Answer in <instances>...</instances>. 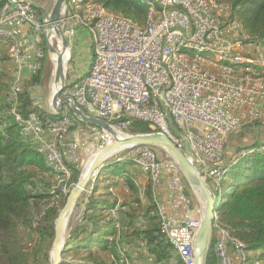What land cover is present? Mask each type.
Wrapping results in <instances>:
<instances>
[{
    "label": "built area",
    "instance_id": "obj_1",
    "mask_svg": "<svg viewBox=\"0 0 264 264\" xmlns=\"http://www.w3.org/2000/svg\"><path fill=\"white\" fill-rule=\"evenodd\" d=\"M163 3L167 5V20L157 21L152 34L109 23L107 15L93 11L96 21L91 22V27L98 30L95 70L75 87H64L62 93L81 111L84 107L96 108V115L89 116L109 122L119 132L125 133L132 119L147 122L153 132L165 134L191 156L212 192L220 165L227 158L225 145L229 137L243 130L248 117L264 118V64L262 69L243 68L249 69L245 80L209 76L200 73V67L182 66V61L173 60V46L208 45L235 57L259 59L254 56L256 38L242 40L236 35L230 9L209 7L202 0ZM40 10L36 0H0V50H6V58L11 61L13 95L6 97L13 106L20 105L23 82L43 66L46 18L39 14ZM71 25L75 31L72 22ZM207 64L212 65L208 61ZM169 76H176V86L168 90L167 97H160V86H165ZM149 86H156L158 107H150V100L145 98ZM33 96L32 93V104L36 105ZM21 116L28 138L47 148L48 158L61 167L62 161L83 164L87 139L104 144L111 141L95 125L75 126L74 118L67 113L54 120H43L33 112ZM80 134L84 135L83 142ZM126 150L125 155L140 157V171L144 166L156 169V195L163 207L169 243L194 260L200 208L186 193L180 171L167 155L159 156L152 146L138 145ZM65 186L69 190L67 183ZM212 238L217 264H236L237 246L223 242L213 227L210 241Z\"/></svg>",
    "mask_w": 264,
    "mask_h": 264
},
{
    "label": "trees",
    "instance_id": "obj_2",
    "mask_svg": "<svg viewBox=\"0 0 264 264\" xmlns=\"http://www.w3.org/2000/svg\"><path fill=\"white\" fill-rule=\"evenodd\" d=\"M91 1L98 2L113 14L130 18L137 25H144L146 22L147 5L141 0ZM215 1L230 5L245 33L252 40L256 38L264 47V0ZM33 76L32 80L36 81L37 77ZM19 100L18 112L23 116L33 112L43 120H54L67 113L75 118L70 110H62L54 115L41 110L39 106L29 109L32 99L27 90L21 91ZM5 104L8 108H0V233L13 231L19 225L32 227L38 243L36 255L45 246L44 256L47 258L45 252L54 236V220L71 187L66 193L61 190L62 184L53 188L56 186L53 179L55 170L23 131L17 119L19 115L16 113V106L13 116L9 113L8 104ZM79 123L85 125L84 122ZM125 129L132 134L154 131L147 122L136 119H132ZM234 137L236 136L229 137L228 145L234 144ZM263 140L253 144L252 148L242 150L244 154L241 155L240 148L226 151L227 161L215 188L214 195L217 199L221 197L216 206L218 222L228 230L227 244L238 242L243 248L237 264H252L253 259L264 260ZM246 150L249 151L245 152ZM130 163H133L132 160L125 159L104 165L95 176L91 192L80 196L71 217L60 264H71L66 259L67 255L79 250L87 252L86 259L89 264H124L119 260L120 244L131 243L136 247L139 242L152 258V262H149L151 264H186L176 246L169 243L161 229L155 199L148 186L145 202L140 203L137 198L138 187L127 178L126 183L131 191L129 200L118 203L108 192L114 182L101 180L104 172L122 174L125 166ZM69 168L72 172L67 185L72 186L78 180L80 169L73 166ZM116 206L118 208L115 216L111 214V209ZM139 220L143 223L137 225L141 223ZM116 221L121 228L126 229L121 231L119 241L113 238L117 234ZM2 247V252L10 260L12 249L7 244ZM256 251L260 253L254 256L252 253ZM206 264H217L212 241L209 244Z\"/></svg>",
    "mask_w": 264,
    "mask_h": 264
},
{
    "label": "rangeland",
    "instance_id": "obj_3",
    "mask_svg": "<svg viewBox=\"0 0 264 264\" xmlns=\"http://www.w3.org/2000/svg\"><path fill=\"white\" fill-rule=\"evenodd\" d=\"M54 1L55 0H38V1H36L41 8L39 14L42 16L44 15L43 17H45L44 10L48 11L52 7V4L54 3ZM62 29H63V26H62ZM56 37H57L56 47L58 48V36H56ZM44 38H45V36L43 37V42L45 43ZM250 40H252V39H250ZM256 42H259V41L256 40ZM260 44H254V56L259 57V59H253V61H252L254 64V69H262V67H260V65L262 66L264 64V47L262 46V44L261 45ZM42 47H43V52H44L43 66L36 74H34L35 77H37V80L33 81L32 78L34 76L33 75L29 76V78L23 82L22 90L23 91L24 90L29 91L30 96L32 93L35 94V96H33V97H34V100L37 101V104L36 105H33V104L30 105L29 109H32L36 106H39V108H41V110H43L45 112H50V110L46 107V101L45 100H47L48 95H49L48 87L50 84L52 66H51V62H50V55L48 53L47 48H44V44ZM92 48L93 47H92V40L90 37V33L85 28H82V27L76 28L75 36L73 37L72 43H71V60L67 63L66 68H65V80L63 82V89H64V86H65V88H68V84L74 82L77 79H80V78L86 76L88 69H89V66L91 65V62H92V60H91ZM64 53H66V51ZM67 59H68V55H67L66 60L63 62V65H65V63L67 62ZM10 68H11V61L6 58V55L0 54V90H1V92H0V108L6 106L5 103H7L9 108H10L9 113L14 116L15 115V106H13L10 103V101L7 100V97H6V96L13 95ZM63 89H62V92H63ZM62 92L60 94L61 97H63ZM6 108H8V107L6 106ZM62 110L68 111L69 109L66 105H64ZM82 111L87 115H95L94 112H92V113L87 112L83 108H82ZM16 113L19 115V117L23 118L21 116V114L18 112V106H16ZM79 122L80 121L78 119L74 118V125L75 126H82V124ZM250 126H252V127H250ZM119 133L124 134L122 132H119ZM125 133L132 134V133H129L127 131V129H125ZM232 136H236V137H234L235 141H234V144L230 143L228 145L226 143L225 147H226L227 151H231V150L240 148L239 155L244 154L242 150L252 148L253 144L256 145V143H258V141H259V143H261L262 140L264 139V118L263 117H254L253 120H251V121L248 120L247 123H243V130L240 133L234 134ZM83 137H84V135L80 134L79 140L82 142L84 141ZM263 142H264V140H263ZM84 143H85V146H88V152H90L96 148H102L106 145V144H104L105 142L96 141L95 139H87ZM157 150H158L159 156L166 155L163 151H161L159 149H157ZM247 151H249V150H246L245 152H247ZM88 152H87V154H88ZM126 153H128V150H126V149L122 150V151L118 152L117 154L113 155L112 157H110L109 159H107L106 161H104L103 164H108L109 162L118 161V160L123 161L125 159L131 158L130 160L135 159V160H132V162L134 165L138 166V168H139L140 157L139 156L125 155ZM87 154L84 157L85 160H84L83 164L80 166L74 164V162L72 161L73 168H76V169L79 168L80 172H81L82 167L88 158L89 154L88 155ZM227 156H228V153H226V157ZM226 161H227V159L225 161H223L222 164L220 165L221 171H222V169H224V166H225L224 163ZM129 165L130 164H127L125 166V169ZM68 169H69V173H71L72 169H70L69 167H68ZM100 169L101 168H99L98 170H100ZM56 172L57 171H55L54 176H53V179L56 181V186H53V188L57 187L58 184H62L61 190H62V192L66 193L68 191V189H66L65 183H67V180L69 179L70 176L67 178L66 175H62L64 172L59 173V174H58V172L57 173ZM140 174H141V177L143 178L144 182L142 184H138V187L142 191L144 189V193L142 194V197H145V192H146L147 186L151 189L152 196L155 199L154 200L155 201V209H156L157 214L159 216L160 226L162 229V224L164 225V214H163V207H162L161 203L158 202V197L156 195V189H155L156 169L154 167H151V166H144L143 172L140 171ZM60 175H62V176H60ZM121 176H123V174H121L119 177H121ZM117 177L118 176L114 173L104 172L101 176V180L105 179V180H109L110 182L113 181L116 183L117 179L119 178V177L118 178ZM92 179H94V180H92ZM92 179L90 180L89 184L86 185L85 190L81 193V195L83 193L89 194L91 192V190L93 188V183L95 181V177H93ZM72 186L68 185V187H71V188H72ZM108 192H113V191H110L108 189ZM215 192H216V190L213 189V191H212L213 195ZM186 193L189 196H191L194 199V201L199 205L198 201L196 200V198L191 193V190L188 188L187 184H186ZM82 206H83V203H82ZM114 208L111 209V214L116 216L117 209L114 210ZM116 208H118V207H116ZM199 208H200V206H199ZM71 217H72V215H71ZM70 221H71V218H69V221H68V225H67V229H66L67 232L69 231ZM139 222H141V223H138V224L136 223V224L140 225L143 223L141 220H139ZM115 228L117 229V234H115L113 236V238L115 239V241H119L121 231L126 230V229L121 228V226L119 225V223L117 221L115 222ZM213 229H214V232L217 233V231L215 230L214 227H213ZM211 241H212V245H213V238L211 239ZM211 241H210V243H211ZM6 244L9 246V248L12 249V256L10 257V260L2 252V250H3L2 245H6ZM140 245L142 247V243ZM140 245H136V247H135L131 243L120 244V251H119L120 262L124 263V264H151L149 262H152V258L148 255L147 249L143 248V247L140 248ZM37 246H38V243H36V234H35V231L32 227H24L23 225H19L13 231H10L7 233H0V264H11L12 262H14V264H50L49 263V255H50V251H51V242H50L49 247L47 248V250L45 252L47 258H45V256H44L45 246L42 247V249L38 252V255H36ZM130 249H132V251H130ZM86 253L87 252H84L82 250L72 251L70 254L67 255L66 259L71 264H81V263H85V262H87V264H89L90 262L86 259V256H87ZM181 253L183 254V251H181ZM259 253H260V251H256L255 253H252V254H255L254 256H256ZM174 255L176 256L175 253H174ZM245 255H246V253H244V256ZM96 257H97V255H96ZM189 258H190V260L192 259V257H189ZM236 258H237V261H236V264H237L239 261L238 254H236ZM190 260L188 262H190ZM114 264H115V262H114ZM252 264H264V262L262 259L261 260L253 259Z\"/></svg>",
    "mask_w": 264,
    "mask_h": 264
},
{
    "label": "bare ground",
    "instance_id": "obj_4",
    "mask_svg": "<svg viewBox=\"0 0 264 264\" xmlns=\"http://www.w3.org/2000/svg\"><path fill=\"white\" fill-rule=\"evenodd\" d=\"M67 5L69 8L70 14V21L73 23L75 29L78 27L85 28L89 33L92 40V62L89 66L88 72L85 77L75 80L74 82L68 84V88H73L76 84L85 81L89 78V73H92L95 70V59L97 58L98 54V30L96 27H91V22L96 21V11L98 14L107 15V20L109 23H120L125 26H130L135 29V31H141L145 34H152L155 27H157V21H166L167 20V5L163 3V0H141L143 3L147 5V18L144 25H137L135 24L130 18H127L123 15H116L108 10H106L101 4L93 2L91 0H66ZM206 1V4L209 7H221L224 9H230V17H231V25H234L236 28V35L240 36L242 40H250L248 35L245 33L242 24L235 16L233 9L228 4L218 3L215 0H202ZM50 7V6H49ZM48 14L53 16L54 24L47 29L48 32V42L51 48L50 55V62H51V77H50V84H49V97L46 101V107L51 109V96L54 92H56L65 80V71L63 73L62 78L59 81H55V71L57 68V63L63 64L66 60L68 51L66 53H60L61 51V43H62V33H63V22H62V10L61 7H55L54 3L52 7L48 10ZM235 14V15H234ZM157 16V19H155ZM58 36V48L56 47V41ZM255 44H260L256 42ZM261 45V44H260ZM60 53V54H59ZM2 54V52H1ZM172 57L174 61H182V66L184 67H200V73L207 74L209 76H217L219 77H228L229 80H245L249 77V69H254L253 58L243 57V56H236L235 54L222 52L220 48H211L208 45H192L189 43H181L179 45L172 47ZM60 60V61H59ZM207 61L210 62L212 65H208ZM64 67V65H63ZM224 69H223V68ZM227 67L232 69H241V70H230ZM245 67H249V69H243ZM260 67L263 68V65ZM176 86V76H169L167 81L165 82V86H160V97H167L168 90H173ZM65 87V86H64ZM156 93V86H149L145 90V98L146 100H150V107H158L159 103V96H155ZM47 97V96H46ZM87 112H94L96 115V108L94 107H84L83 108ZM19 124L21 125L23 131L27 134L26 129H24V118L17 117ZM254 117H248L247 121L253 120ZM107 122V121H106ZM109 123V122H108ZM120 135H123L119 133ZM30 139V138H29ZM32 143V140L30 139ZM38 150L43 154L44 158L48 162V164L52 167L53 170L57 171L58 173H62L63 169H68L69 166H72V161H62V167L57 164V162L51 161L47 156V148H42L39 144H35ZM101 148H96L90 152H88V158L84 163L83 171L85 172L92 157L94 154L100 150ZM118 152V151H116ZM116 152L111 153L109 156H113ZM131 159V158H130ZM135 160V159H132ZM135 163V162H134ZM219 170L217 177L215 179L214 188L217 187L219 181L221 179V175L223 174V170ZM63 175H66L67 178L70 176L69 172H64ZM67 191V190H66ZM213 194V193H212ZM215 197V204L217 206L220 203V198L218 199ZM218 197V196H217ZM118 207V206H116ZM114 208L116 210L117 208ZM117 212V211H116ZM212 227L215 228L217 234L222 238L223 242L227 243V235L228 230L225 226L218 222V212H214V217L212 221ZM162 231L166 238L168 239V231L164 229V225L162 224ZM230 245V244H228ZM237 246L236 254L241 255L243 253V248L240 243L233 244ZM177 251L181 254L183 260L186 264H193L194 260L193 257L190 260L189 257H185L181 251L182 249L177 248ZM190 260V262H188Z\"/></svg>",
    "mask_w": 264,
    "mask_h": 264
},
{
    "label": "water",
    "instance_id": "obj_5",
    "mask_svg": "<svg viewBox=\"0 0 264 264\" xmlns=\"http://www.w3.org/2000/svg\"><path fill=\"white\" fill-rule=\"evenodd\" d=\"M54 6H60L62 10L63 33L61 43L62 48L60 53H64L66 50L68 51V59L64 67L63 64L57 63L54 80L59 81L63 76L67 63L71 60V43L73 37L75 36V31L70 22V14L67 1L55 0ZM44 12L46 18V48L48 50V53H51V48L48 42L49 36L47 29L54 24L55 20L53 19V16H50V14H48V11L44 10ZM62 89L63 85H61L60 88L52 94L51 109H49L50 112L48 113L54 115L59 114V112L62 111L63 106L66 105L76 119L86 124L95 125L104 130L111 137V141L94 154L85 172L83 171L84 166L82 167L77 182L68 192L65 198L64 205L60 208L57 217L54 220V236L51 242L49 263H61V255L65 246V240L68 235L66 229L69 218H71L76 203L81 193L85 190L86 185L89 184L90 180L93 177L98 175L100 171L98 169L106 165L103 164L104 161L112 157V155L109 157L107 156L116 151L120 152L130 147L138 145H148L163 151L175 163L185 183L199 203L200 223L194 238L195 254L193 264H206L212 230V221L214 212L217 211V207L215 204L214 195L201 177L191 156L185 150L179 148L176 144H174L169 137L162 133H124L123 135H120L119 131H117L112 124L85 114L78 107H76L70 97H61L60 94L62 92ZM118 152H116V154Z\"/></svg>",
    "mask_w": 264,
    "mask_h": 264
},
{
    "label": "crops",
    "instance_id": "obj_6",
    "mask_svg": "<svg viewBox=\"0 0 264 264\" xmlns=\"http://www.w3.org/2000/svg\"><path fill=\"white\" fill-rule=\"evenodd\" d=\"M36 1H38V0H36ZM1 52H2V54L6 55V50H0V54H1ZM122 174H123V176H121V177H119L121 174L117 175L119 178L117 177L118 178L117 181L115 180L116 183L114 182V185L109 188L110 191H113V192H109V193L116 198L118 203L119 202H125V201L129 200V197H130L129 195H130L131 191H130V188L127 186V183H126L127 178L132 180V182L137 187H138V184H142L144 182V180L140 174V169L138 168V166L134 165L133 163L132 164L130 163V165L125 169V172H123ZM143 193H144V189L142 191L138 187L137 198L140 201V203H144V201H145V197H142ZM134 204H132V205H134Z\"/></svg>",
    "mask_w": 264,
    "mask_h": 264
}]
</instances>
